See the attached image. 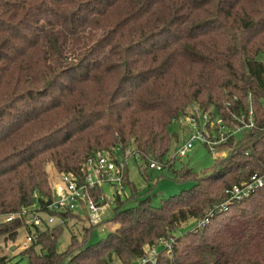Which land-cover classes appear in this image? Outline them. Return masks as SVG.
Masks as SVG:
<instances>
[{
  "label": "trees",
  "instance_id": "trees-1",
  "mask_svg": "<svg viewBox=\"0 0 264 264\" xmlns=\"http://www.w3.org/2000/svg\"><path fill=\"white\" fill-rule=\"evenodd\" d=\"M263 52L264 0H0V239L15 241L24 226L17 214L50 199L48 163L79 173L87 154L112 146L162 161L169 125L192 105L216 110L225 124L251 108L253 127L226 143L232 151L210 173L174 171L192 182L188 190L156 206L147 197L124 208L118 197L105 239L90 243L89 226L62 252L66 223L28 228L20 257L134 264L165 238L169 254L159 248L144 264H264V188L220 206L229 186L264 172Z\"/></svg>",
  "mask_w": 264,
  "mask_h": 264
},
{
  "label": "built area",
  "instance_id": "built-area-1",
  "mask_svg": "<svg viewBox=\"0 0 264 264\" xmlns=\"http://www.w3.org/2000/svg\"><path fill=\"white\" fill-rule=\"evenodd\" d=\"M182 117L189 124L187 126L189 137L186 143L175 152L172 159L186 156L195 142L201 143L209 151L214 150L219 145H225L230 139L237 140L242 137V134L254 125L251 108L247 116L232 115L229 124L223 123V120L211 109L204 110L196 104L192 105ZM116 152L121 153V160L115 158ZM211 152L214 154L213 151ZM130 155L132 154L129 149L122 151L119 146L100 148L84 157L79 173L57 172L54 168L49 169L50 199L46 200L44 207L33 203L17 214L23 217L24 223L22 228L25 230V237L20 243L22 249L32 241L28 228L33 231L36 228L42 229L56 224L64 225L70 218L85 219L91 225L102 223L101 217L111 201L103 195L101 186L109 184L115 199L122 195L126 196L124 174L127 172L126 159ZM164 164L161 161L151 160L147 168L161 171L165 167ZM259 188H264V172L253 173L247 179L229 186L225 190L226 200L220 206L226 211L228 209L226 205L232 200L239 201L246 198ZM66 213L71 215L70 218L64 215ZM15 215L10 214L5 220H10ZM206 223L207 219H200L196 226L202 227ZM172 242V239H157L154 244L145 247L146 255L134 264L154 263L159 248L169 254Z\"/></svg>",
  "mask_w": 264,
  "mask_h": 264
},
{
  "label": "rangeland",
  "instance_id": "rangeland-1",
  "mask_svg": "<svg viewBox=\"0 0 264 264\" xmlns=\"http://www.w3.org/2000/svg\"><path fill=\"white\" fill-rule=\"evenodd\" d=\"M258 58L264 62V52L260 53ZM262 104L264 107V99L262 100ZM211 111L214 114H217L216 110L211 109ZM183 119L184 118L182 116L178 117V119L173 121L168 127L171 135V144L169 151L161 161V163L168 162L165 166L166 168L164 167V169L161 171L147 168V164L144 160H136L133 155H130L126 159L127 176L130 182V186H127L125 189V193L128 198H126L124 195L120 196L119 198L124 208L135 207L138 205L140 200L147 197H149L151 203L156 206L160 204L162 199L168 198L171 195L179 194L184 190H188L191 187L192 182L175 178L174 171L188 169L197 175L210 173L214 169V164L217 158L223 159L227 157V155L232 151L233 146L228 144L219 145L217 148L215 147L214 150H211L214 152L213 154L204 145L199 142H195L193 148L187 153L186 156L172 159L175 152L186 143L189 137V131L187 130V126L189 124ZM231 142L232 144H235L236 140H232ZM114 156L116 159L121 160V153L116 152ZM48 166L50 168H48ZM52 168L54 167L50 163L46 165L48 178L49 169ZM101 190L103 195L107 197L109 201H111L109 207L101 217L103 222L99 223V225L93 226L85 219H68L57 239L55 248L57 252H62L67 248L72 235H74L77 240L85 238L89 231V226L90 234L88 236V241L92 244L105 239L109 231L113 229L115 225L113 224L112 220L115 214L114 208L116 205L114 200L115 197L112 193L113 189L109 184H103L101 186ZM134 195L136 196L134 197ZM218 222H220L219 219H216L211 223V225L215 226ZM195 224L196 223L194 219L181 222L178 225L177 231L174 233H176L178 236L182 235L193 229ZM24 237L25 230L20 228L15 241L5 242L0 239V256L8 258L4 264H26V260L20 257V254L24 249H22L20 243ZM11 247H14L13 250H11ZM113 264H120V262L118 260H114Z\"/></svg>",
  "mask_w": 264,
  "mask_h": 264
},
{
  "label": "water",
  "instance_id": "water-1",
  "mask_svg": "<svg viewBox=\"0 0 264 264\" xmlns=\"http://www.w3.org/2000/svg\"><path fill=\"white\" fill-rule=\"evenodd\" d=\"M14 247H11V250H13Z\"/></svg>",
  "mask_w": 264,
  "mask_h": 264
},
{
  "label": "crops",
  "instance_id": "crops-1",
  "mask_svg": "<svg viewBox=\"0 0 264 264\" xmlns=\"http://www.w3.org/2000/svg\"><path fill=\"white\" fill-rule=\"evenodd\" d=\"M114 228V227H113Z\"/></svg>",
  "mask_w": 264,
  "mask_h": 264
}]
</instances>
